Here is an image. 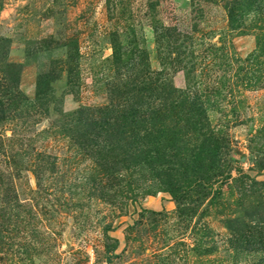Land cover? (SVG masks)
Here are the masks:
<instances>
[{"label": "rangeland", "instance_id": "obj_1", "mask_svg": "<svg viewBox=\"0 0 264 264\" xmlns=\"http://www.w3.org/2000/svg\"><path fill=\"white\" fill-rule=\"evenodd\" d=\"M0 264H264V0H0Z\"/></svg>", "mask_w": 264, "mask_h": 264}, {"label": "trees", "instance_id": "obj_2", "mask_svg": "<svg viewBox=\"0 0 264 264\" xmlns=\"http://www.w3.org/2000/svg\"><path fill=\"white\" fill-rule=\"evenodd\" d=\"M226 9H228L229 14L232 15L231 9L228 6H226Z\"/></svg>", "mask_w": 264, "mask_h": 264}]
</instances>
